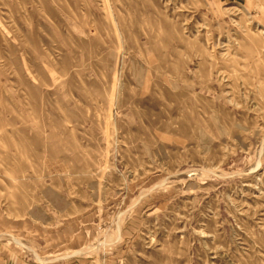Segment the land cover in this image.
Masks as SVG:
<instances>
[{
	"label": "rangeland",
	"instance_id": "1",
	"mask_svg": "<svg viewBox=\"0 0 264 264\" xmlns=\"http://www.w3.org/2000/svg\"><path fill=\"white\" fill-rule=\"evenodd\" d=\"M0 264H264V0H0Z\"/></svg>",
	"mask_w": 264,
	"mask_h": 264
}]
</instances>
